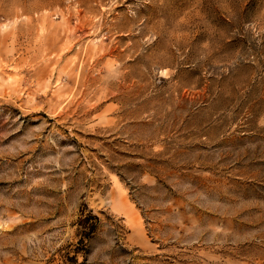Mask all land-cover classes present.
Instances as JSON below:
<instances>
[{
	"label": "rangeland",
	"instance_id": "374dc122",
	"mask_svg": "<svg viewBox=\"0 0 264 264\" xmlns=\"http://www.w3.org/2000/svg\"><path fill=\"white\" fill-rule=\"evenodd\" d=\"M0 264H264V0H0Z\"/></svg>",
	"mask_w": 264,
	"mask_h": 264
},
{
	"label": "trees",
	"instance_id": "16d2710c",
	"mask_svg": "<svg viewBox=\"0 0 264 264\" xmlns=\"http://www.w3.org/2000/svg\"><path fill=\"white\" fill-rule=\"evenodd\" d=\"M93 229H94L93 226L90 227V228L88 229V231L85 232V234L89 235V234L93 231Z\"/></svg>",
	"mask_w": 264,
	"mask_h": 264
}]
</instances>
